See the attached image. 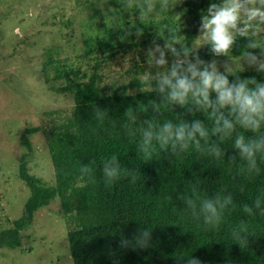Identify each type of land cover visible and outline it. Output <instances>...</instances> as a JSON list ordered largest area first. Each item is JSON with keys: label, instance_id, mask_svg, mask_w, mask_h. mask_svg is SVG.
<instances>
[{"label": "trees", "instance_id": "1", "mask_svg": "<svg viewBox=\"0 0 264 264\" xmlns=\"http://www.w3.org/2000/svg\"><path fill=\"white\" fill-rule=\"evenodd\" d=\"M175 33L188 45L191 58L199 56L209 62L218 57L210 52V45L193 47L196 28ZM165 38L168 34L158 42L163 44ZM248 42V37L237 36L228 55L241 57L245 51H260L247 49ZM59 50L58 45H52L43 52L45 80L47 83L61 81L59 90L72 93L75 106L70 116L49 129L56 183L48 186L32 176L25 157L22 158L20 177L31 194L23 216L13 227L0 231V248L20 246V230L32 223L35 211L59 196L63 211L73 225L68 238L74 264H113L114 261L186 264L190 256L199 259L201 264H264V214L255 207L257 197L264 200V157L257 155L259 172L249 173L246 161L233 147L236 135L264 134V125L259 133L237 125L232 137L221 141L218 135L211 134L212 124L202 111L189 112L179 104L163 105L160 93L147 90L148 83L144 84L146 91H139L143 78L137 70L128 81L113 83L104 90L100 85L102 58L98 50L84 53L85 58L94 59L92 69L87 71L62 60L57 56ZM105 53L108 59L113 58L115 49ZM236 76L264 83V72L256 69L236 71L235 75L228 76L229 81H234ZM152 86L155 87L154 81ZM215 98L213 92L212 99ZM152 102L162 105L159 113L153 110ZM130 107L136 116L131 124L135 135H130L124 126L129 123L126 113ZM96 110L104 112L102 118L96 116ZM197 119L209 129V137L201 141L202 148L218 145L223 153L221 159L206 151L197 152L194 146L178 155L157 147L147 160L138 152L140 129L146 128V122L159 125L170 120L173 124L180 121L191 124ZM40 130L41 127L27 128L22 143L31 147L28 134ZM113 155L122 169L137 171L134 183L124 176L111 185L105 183L102 162ZM233 156L235 162H232ZM85 165L92 172L81 178L80 168ZM217 195L231 196L232 204L225 209L218 226L205 225L202 217L197 218L201 215V201L215 199ZM187 198L196 203L195 216L186 203ZM245 205L253 208L252 215L243 211ZM241 223L248 226L244 247L231 235ZM142 230L151 232L150 247L137 250L118 247L122 237L131 240Z\"/></svg>", "mask_w": 264, "mask_h": 264}, {"label": "rangeland", "instance_id": "2", "mask_svg": "<svg viewBox=\"0 0 264 264\" xmlns=\"http://www.w3.org/2000/svg\"><path fill=\"white\" fill-rule=\"evenodd\" d=\"M160 2L155 0L154 11L141 23L135 5L124 7L127 0H0V231L13 227L23 216L31 194L20 177L23 157L32 176L55 186L49 129L70 116L75 106L73 94L59 90L61 81L46 82L44 50L58 45L57 56L84 71L94 64L84 53L98 50L104 90L128 81L136 70L142 78L163 72L166 69L150 65L146 55L156 33L165 36L166 28H196L193 47L205 46L198 38L201 11L221 0H171L175 7L164 11ZM143 3L135 0V4ZM137 28L143 31L140 37L135 35ZM110 49H115V56L108 59L105 52ZM166 59L168 67L173 60L171 53ZM212 60L222 73L225 62L234 68L237 64L236 71L255 69L243 56ZM31 127L41 130L28 134L31 147H27L22 135ZM72 226L56 196L35 211L32 223L20 230V246L0 248V264H74L68 238Z\"/></svg>", "mask_w": 264, "mask_h": 264}, {"label": "clouds", "instance_id": "3", "mask_svg": "<svg viewBox=\"0 0 264 264\" xmlns=\"http://www.w3.org/2000/svg\"><path fill=\"white\" fill-rule=\"evenodd\" d=\"M135 5L138 11V19L143 23L154 11L155 0H144L143 4H135V0H127L124 7L131 8ZM175 7L171 0H161V11ZM168 38L161 45L158 40L164 36L159 32L151 41L147 49L148 63L156 68H165L163 72L157 71L154 75H145L140 83L139 91H146L144 84L148 83L150 88L161 94L163 105L179 104L187 107L191 112L194 109L202 111L212 124L211 134L218 135L221 141L231 138L237 125L252 133H259L264 125V83H259L255 78L241 79L236 76L232 82L229 75L236 74L230 63L225 62L222 73L216 60L206 62L192 52L186 42L175 30L166 28ZM199 39L203 44L210 45V52L214 56L228 55L236 42V37H248L247 49H260L259 54L245 51L243 60L254 67L257 71L264 72V0H221L220 3L213 2L206 11H201ZM131 34V33H128ZM135 35H143L141 28H137ZM179 45V48L177 47ZM171 53L173 60L168 68L166 55ZM155 82V87L153 85ZM216 94L215 100L212 93ZM155 112L161 111L160 103L152 102ZM146 110V109H141ZM226 110V111H225ZM98 118H102L104 112L96 110ZM126 116L129 123L124 126L130 135H135L131 124L135 122L136 116L130 107ZM146 128L140 129L141 138L138 142V152L147 160L158 147L163 151H171L174 154L184 153L190 146H194L197 152H207L217 160L221 159L223 153L218 145H211L202 148L201 141L209 137V129L201 120L197 119L191 124L180 121L177 124L165 121L163 124H156L152 121L146 122ZM233 147L238 150L240 158L246 161V168L249 173L259 172L257 166V155L264 157V134L246 137L243 133L235 136ZM236 157H232L235 162ZM92 172L90 166H81V178ZM102 172L105 183L112 182L121 176L131 179L134 183L138 178L137 171L122 169L115 155L102 162ZM195 194V189H193ZM186 203L193 209L195 216L196 203L193 199L187 198ZM232 204L231 196L217 195L215 199H203L201 201L200 213L197 218L202 217L203 223L209 226H218L222 220L225 209ZM264 200L257 197L255 200L256 209L262 208ZM243 211L249 215L253 214V208L245 205ZM248 226L241 223L238 229H233L231 235L234 240L244 247ZM151 232L142 230L134 234L131 240L121 238L118 247L121 249L137 250L150 247ZM113 264H118L114 261ZM186 264H201V261L194 257H187Z\"/></svg>", "mask_w": 264, "mask_h": 264}]
</instances>
